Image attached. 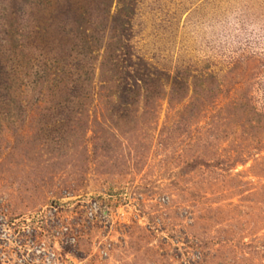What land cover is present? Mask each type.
Here are the masks:
<instances>
[{
    "label": "rangeland",
    "instance_id": "374dc122",
    "mask_svg": "<svg viewBox=\"0 0 264 264\" xmlns=\"http://www.w3.org/2000/svg\"><path fill=\"white\" fill-rule=\"evenodd\" d=\"M253 25L264 0H0V264H264Z\"/></svg>",
    "mask_w": 264,
    "mask_h": 264
},
{
    "label": "built area",
    "instance_id": "2783aa9c",
    "mask_svg": "<svg viewBox=\"0 0 264 264\" xmlns=\"http://www.w3.org/2000/svg\"><path fill=\"white\" fill-rule=\"evenodd\" d=\"M80 203L83 204L82 210L84 211V215L87 216L88 218H102L106 216V208L105 205L102 204L101 201H98L96 199L90 198V199H85L82 201H79ZM101 202V203H100ZM50 209H55V207L50 206ZM23 230H21V233ZM41 245V243H40ZM36 256L40 255V258L42 259L41 264H57L54 262L55 259V254L48 248H44L41 246H38L35 250ZM26 257V256H25ZM23 256L17 259V263H23Z\"/></svg>",
    "mask_w": 264,
    "mask_h": 264
},
{
    "label": "clouds",
    "instance_id": "9594fccd",
    "mask_svg": "<svg viewBox=\"0 0 264 264\" xmlns=\"http://www.w3.org/2000/svg\"><path fill=\"white\" fill-rule=\"evenodd\" d=\"M249 31L251 35L249 39L253 42V50L255 52H264V31L257 26H250Z\"/></svg>",
    "mask_w": 264,
    "mask_h": 264
}]
</instances>
